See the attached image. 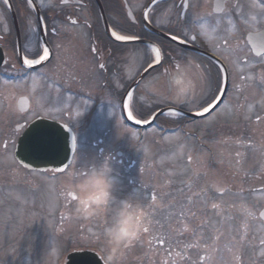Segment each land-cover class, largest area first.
<instances>
[{
    "label": "flooded vegetation",
    "instance_id": "obj_1",
    "mask_svg": "<svg viewBox=\"0 0 264 264\" xmlns=\"http://www.w3.org/2000/svg\"><path fill=\"white\" fill-rule=\"evenodd\" d=\"M188 4L184 8L183 0H69L67 4H61L60 0H43L42 5L41 0H33L30 7L27 0H9V7L0 0V212L18 208L28 193L39 190L40 198L44 194L46 205L53 211L52 233L58 237L59 247H64L62 243L69 246L66 239L75 237L76 231H83L82 236L91 239L85 233L93 225L91 220L85 225L75 222L73 204L63 192L68 183L75 182L81 170L106 163L119 173H110L115 185L114 195L118 200L139 203L147 214L145 219L150 229L142 238L147 254L135 258L124 256L122 264H155L160 260L166 264H264V245L260 243L264 239V219L260 216L264 212V172L253 174L260 170L264 158V119L259 122L255 119L257 115L264 118V84L261 83L264 53L257 56L249 42L250 37L256 39V33L264 34V23L250 26L241 20V11L234 6L241 5L244 14L256 13L259 10L250 7L251 0H188ZM145 11H148V20L144 19ZM229 13L233 24H229ZM110 31L135 35L138 40L159 47L162 62L155 63V55L146 45L115 43ZM173 35L184 42L172 40ZM193 36L195 40L191 39ZM41 45L49 48V59L27 68L23 57L38 58L36 54H42ZM100 64L105 67L101 69ZM218 72L225 78L222 87H227V93L221 96L222 102L210 114L192 120L190 115L202 111L214 94L209 91V80L214 83ZM249 76L252 78L248 79ZM141 77L144 79L133 93L132 105L138 110V118L146 115L149 119L160 111L178 110L182 113L180 124L173 128L194 137L192 131L196 129L200 135L210 136V143L219 148L221 157L210 161L211 166L221 169L222 175L228 178L227 191L220 192L216 186L215 192H205L196 186L192 193L196 200L197 194L207 195L218 205L221 193L227 192L231 199L227 209H237L243 220L240 236L244 238L236 240L238 244L222 241L214 218L208 214L204 217L199 209H196L200 213L195 223L198 227L195 226L189 236L183 231V240L179 235L154 243V176L129 174L134 170L148 173L152 169L149 164L144 169L139 160L117 151L120 147L108 149V140L119 123L131 134H139L138 129L125 123L123 105L127 93ZM21 98L29 101L27 112L20 109ZM163 99L178 101L182 107L159 105ZM193 103L197 109L188 112L184 106ZM248 105L254 106L252 113H248ZM221 113L219 120H210ZM245 116L250 118L245 119ZM39 118L66 125L76 137L75 156L64 173H30L10 157L14 155L19 137ZM161 119L164 126L172 123L167 115L161 116L150 129L159 127ZM208 120L214 121L215 126L196 128L197 124ZM91 133L97 135L89 144L92 157L78 158V137ZM199 142L202 143V135ZM197 178L204 183L217 182L208 174ZM235 178L243 183V188L236 190ZM43 183H50L56 196L44 188ZM202 191L205 193L201 194ZM33 200L40 199L33 196ZM164 201L168 209L172 202L168 196ZM166 212L168 219L171 214L164 210ZM187 214H178L176 226L183 224V216ZM108 218L105 216L104 220ZM104 220H93L99 222L101 231ZM93 243V248L69 246L71 251L67 248L62 255L53 254L45 260L25 255L24 261L25 264H66L69 254L91 251L104 264L103 236H97ZM188 244L197 246L186 247ZM156 245L163 247L161 258L153 254ZM236 256L240 257L239 261Z\"/></svg>",
    "mask_w": 264,
    "mask_h": 264
},
{
    "label": "rangeland",
    "instance_id": "obj_2",
    "mask_svg": "<svg viewBox=\"0 0 264 264\" xmlns=\"http://www.w3.org/2000/svg\"><path fill=\"white\" fill-rule=\"evenodd\" d=\"M88 100H91L90 97H88ZM163 100L164 101L159 102V105L177 109L182 107L178 101L172 100L171 102V100L168 99ZM184 108L188 112H193L197 109V105L195 103L187 104ZM221 116L222 113L218 118L214 116L210 120L213 118L214 120H219ZM207 122L197 124L196 128L215 126L214 121L210 122L208 120ZM126 129L127 128L121 123L116 125L114 134L108 140V149L114 150L120 147L121 150L117 151H123L130 158L139 160L144 169H147L146 166L148 167V164L150 165L149 169H152L149 170L148 173H146V171L141 173L140 171L137 172L134 170L129 172V174H152L154 176L156 209L155 219L153 222L151 220L153 225L155 224L152 228L153 235H155L154 243H157V241L160 242L161 239L165 242L167 238H177L179 235L183 240L185 238L183 234L185 225L187 226L186 234L189 236L191 230L195 229V226L198 227L195 223L200 213L196 209H199L203 212L204 217L208 214L214 218V224L218 228L217 232L222 241H232L228 242L229 245L238 244L236 240L241 239L240 235L242 232L243 220L237 209H227V205L231 201L227 192H224V194L221 193L217 200L219 207L215 209L212 208V205L215 204L214 200L208 198L207 195L201 196L197 194L196 200L194 198L195 195L192 193L195 191L194 189H196V186H198L197 189L203 188L205 192L206 190L215 192L216 186L219 187L220 192L227 191L228 178L222 175L221 169L216 170L214 166H211L212 162L210 160L213 157L219 158L221 156L219 154V148H215V146L210 143V136L201 134L202 143H200L199 139L201 135L196 129L192 131L195 137L193 135L190 137L186 136L183 132L161 137V134H158L156 129L134 135ZM216 136V139H218V135ZM96 137L97 135L93 133L80 136L78 158L92 157V149L89 152V146L85 148V145L91 143ZM181 145H183V151L179 152L178 150ZM10 157L13 159V154H11ZM189 157H191V160H189ZM262 161L263 163L260 170L254 171V175L264 172V158ZM11 162L13 164V161ZM213 163L217 164V162ZM140 167L141 165L138 163V169ZM114 169L117 170V168ZM111 174L118 175L119 173L111 170ZM201 174L212 175L217 182L211 183L206 181V183H204L200 180H196ZM42 181H44V179H42ZM233 183L236 190L239 187L243 188V183L236 181V178L233 180ZM43 185L44 188L49 189L52 194L56 196V191L50 183H43ZM205 192L202 191L201 194ZM33 196H36L40 200H33ZM167 196L172 202L168 205V209L166 201H164V198L167 199ZM213 196L215 198L217 197L216 195ZM44 197L45 195L43 194L42 198H40L39 190L34 194L28 193L25 196L26 199H23L21 206L18 205L16 209L11 208L7 211L0 212V264H25V255L33 256L34 258L37 256L45 260L48 256L53 254L58 256L62 255L67 248L71 251L70 247L73 246L93 248L94 239L99 235L103 236V230H100L99 222L91 220V224L93 225L85 232L91 239L83 237V231H76L75 237L66 239V243H68L70 247L64 243H62L64 247H59L58 237L52 233L51 223H54L53 211L49 210ZM190 200L191 202H189ZM33 206L38 207L34 208ZM164 210L169 211L171 214L168 219H166L167 212L164 213ZM180 213L188 214L187 216H183L185 218L183 224L176 226L175 219ZM193 213H195V215H193ZM190 218H192V220H189ZM75 222H80L85 225V223H88V220L76 219ZM72 239H75V241L71 242ZM144 242L145 240L141 239L133 243L132 246L126 250L125 256L135 258L136 256L146 255L145 248L142 247ZM134 244L137 246H134ZM153 254L161 258V255H163V247L156 245ZM11 258L13 259L11 260ZM155 264L165 263L156 261Z\"/></svg>",
    "mask_w": 264,
    "mask_h": 264
},
{
    "label": "clouds",
    "instance_id": "obj_3",
    "mask_svg": "<svg viewBox=\"0 0 264 264\" xmlns=\"http://www.w3.org/2000/svg\"><path fill=\"white\" fill-rule=\"evenodd\" d=\"M183 89L181 90V93ZM179 152L183 151L181 145ZM111 168L105 163L76 174L66 185L64 197L73 204L72 216L83 220H104V264H122L126 250L144 237L148 226L145 213L137 202L118 200L114 195ZM71 175V174H70Z\"/></svg>",
    "mask_w": 264,
    "mask_h": 264
},
{
    "label": "snow or ice",
    "instance_id": "obj_4",
    "mask_svg": "<svg viewBox=\"0 0 264 264\" xmlns=\"http://www.w3.org/2000/svg\"><path fill=\"white\" fill-rule=\"evenodd\" d=\"M50 2V0H49ZM61 4H67L69 2V0H60ZM153 2H157V0H153ZM3 3L5 5H9V0H3ZM27 3L30 7L33 6V0H27ZM41 4L43 5V0H41ZM189 6L188 4V0H183V7L187 8ZM10 7V5H9ZM236 8L237 11H241V20L245 23V24H249L250 26H255L256 24L259 23H264V0H260V2L258 3L257 0H251V4L250 7L252 9H258L259 11L256 13H249V14H244L242 12V6L237 4L234 6ZM129 15L131 16V13H129ZM144 19L148 20V11L144 12ZM41 20H43V18H41ZM228 21L229 24H233V21L231 19V13L228 14ZM73 24L76 23V21H72ZM5 30H7L5 28ZM33 32L36 31L35 28L32 29ZM207 34V33H205ZM111 36L115 39V41L117 42H134L136 40H138L139 38L135 35H131V34H118L117 31H112L111 32ZM185 37H187V33H185ZM172 40L174 41H180V43H183V40H180L179 36L173 35L171 37ZM192 40H195V37H191ZM249 42L252 44V50L255 51L257 56H261V53L264 52V34L261 33H256V39L253 40L252 37L249 38ZM42 47V54L37 53L36 55L38 56V58H29L28 56H24L23 57V64L31 69L36 65H41L42 62H45L49 59L50 56V50L47 46H43ZM95 51V49H94ZM152 52L155 54V63L156 64H160L163 60V55H162V51L159 47L156 46H152ZM261 59L264 60V56H261ZM105 67L104 64H100V68L103 69ZM149 67H152L151 64H149ZM226 71V70H225ZM252 77L249 76L248 79H251ZM241 79H244V77H241ZM177 83H180V81H177ZM261 83L264 84V78L261 79ZM225 84V78L223 76L220 75V73H217L215 82L213 83L212 80H209V91L210 93H214L210 96V98L207 100L206 102V106H203L202 111H198L196 112L197 116H204L205 114H210L214 109H216L219 104L222 102L221 100V96L227 93V87L224 86L222 87V85ZM134 104V96L133 93L130 91L127 93V100L124 103L123 107L125 109H127V119L128 120H135L136 124H140L142 122L145 123H151V121L148 120H141L137 117L134 116V107L132 106ZM253 105H248L247 111L248 113H252L253 112ZM230 111V109H229ZM167 115H171V116H178L180 115V113L176 112L174 109H170L169 112L167 113ZM250 116H245V119H249ZM153 119H155V117H153ZM256 121L259 122L261 121L262 118L261 116L257 115L255 117ZM167 139V138H165ZM72 146L73 148H75V138H73V142H72ZM175 155V154H173ZM239 155V153L237 154ZM189 160H191V157H189ZM66 169H59L60 172L65 171ZM152 200L153 202H155L156 200V196L153 195L152 196ZM191 202V200L189 201ZM219 206L217 204H213L212 208H218ZM193 215H195V213H193ZM249 216L252 215L251 212L248 213ZM260 216L262 218H264V212L260 213ZM145 218H147V214L145 213ZM244 228H247V224L244 225ZM150 229L149 226H147L144 230L145 234L149 233ZM183 231H187V226L185 225L183 228ZM218 238V237H217ZM243 236L241 237V240H243ZM164 241L161 239L160 243H163ZM260 243L262 245H264V239H262L260 241ZM132 246V245H131ZM130 246V247H131ZM197 245L194 244H188L186 245V247H194ZM212 251H215V248H212ZM176 255H180V253H176ZM201 259H204V257H201ZM235 259L237 261H239L240 257L236 256Z\"/></svg>",
    "mask_w": 264,
    "mask_h": 264
},
{
    "label": "water",
    "instance_id": "obj_5",
    "mask_svg": "<svg viewBox=\"0 0 264 264\" xmlns=\"http://www.w3.org/2000/svg\"><path fill=\"white\" fill-rule=\"evenodd\" d=\"M73 138L72 132L63 125L39 119L20 137L15 158L31 171L60 172L59 169H66L72 161ZM67 264H101V261L93 253H76L69 256Z\"/></svg>",
    "mask_w": 264,
    "mask_h": 264
},
{
    "label": "trees",
    "instance_id": "obj_6",
    "mask_svg": "<svg viewBox=\"0 0 264 264\" xmlns=\"http://www.w3.org/2000/svg\"><path fill=\"white\" fill-rule=\"evenodd\" d=\"M146 118H147L146 115L142 117V119H146Z\"/></svg>",
    "mask_w": 264,
    "mask_h": 264
},
{
    "label": "bare ground",
    "instance_id": "obj_7",
    "mask_svg": "<svg viewBox=\"0 0 264 264\" xmlns=\"http://www.w3.org/2000/svg\"><path fill=\"white\" fill-rule=\"evenodd\" d=\"M112 37V36H111ZM113 38V37H112ZM114 39V38H113ZM115 40V39H114Z\"/></svg>",
    "mask_w": 264,
    "mask_h": 264
}]
</instances>
